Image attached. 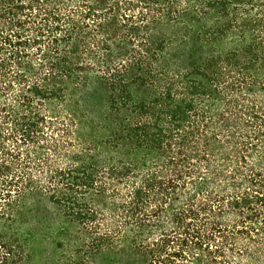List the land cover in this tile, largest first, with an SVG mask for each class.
<instances>
[{"label": "trees", "instance_id": "1", "mask_svg": "<svg viewBox=\"0 0 264 264\" xmlns=\"http://www.w3.org/2000/svg\"><path fill=\"white\" fill-rule=\"evenodd\" d=\"M0 264H264V0H0Z\"/></svg>", "mask_w": 264, "mask_h": 264}]
</instances>
